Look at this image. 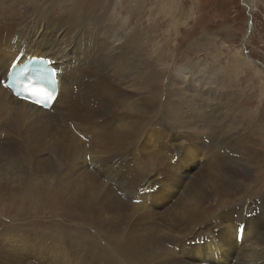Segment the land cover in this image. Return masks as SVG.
<instances>
[{"label":"rangeland","instance_id":"374dc122","mask_svg":"<svg viewBox=\"0 0 264 264\" xmlns=\"http://www.w3.org/2000/svg\"><path fill=\"white\" fill-rule=\"evenodd\" d=\"M13 1L0 0V17H4L6 14L11 19L9 23L0 22V33L4 28H12L16 20H20V10L28 12L26 18L36 19L30 15L42 14L49 9L52 17H71L77 32L86 30L87 33L89 32L88 34L92 32L99 34V28L119 29L126 38V48L132 47L131 49L138 54V57L140 56V60L145 61L143 64L150 73H147V76H151L153 79V86L149 88L148 92L142 93L143 101L149 106L142 118V125H146V127L137 133L135 131L127 133L125 136L129 135L130 143H128V137L125 138L126 141H121L122 138L117 137L122 129L119 124H127V122L129 124L132 121L128 116L129 111L126 110L128 108L126 103L133 100L132 98H136L137 95L131 98L126 97V100L124 98V102H120L115 107L113 112L119 114V117L104 129L106 136L101 144L108 153L110 152L111 157L116 156V158L96 160V157H92L91 161V157L89 160L87 159L89 153L85 157L87 165L90 164L91 171L100 180L111 185L109 180L102 177L107 173V170L108 172L111 170L110 166L119 155L127 154L124 159L129 170L131 169L130 175H136L137 179L144 176L145 179L142 182L156 181L153 186L146 185V189L149 187L150 193L155 184H159L156 189L159 191L158 195L147 199V204L150 205L154 201L162 200L160 190L164 186L160 185L162 179L159 180L158 176L162 174L164 177V172L161 170H165L166 166H158L157 160L158 156H163L164 159L166 157L167 161L165 162L176 168L174 172L176 171L178 174H175L184 176L179 181L180 185L177 187L174 197H167L162 205L156 203V208L163 210L171 203L180 204L181 199L178 195L187 180L198 172L204 175L202 177L204 185L210 187L213 184H219L224 175L223 168L206 164L207 160L204 157L207 156V149L202 150L204 156L199 154L192 163H188L186 160L181 161L182 156L180 155L184 154V149L175 148L178 145V141L175 140L177 129L167 128L165 120L171 108L178 101L195 98V102L208 108V105L200 100L208 103L213 101L205 93L210 91L216 95L219 94L220 103L226 108L228 116L239 117L243 130L247 131L251 137L252 145L260 152V160L254 165L246 164L240 158L233 160L238 169L245 170L248 167L251 172L250 182L246 186L247 188L245 187L244 191L239 194L238 199L251 192V197L256 202L257 197L264 192V0H252V2L254 1L253 8H250L245 0H18L14 3ZM16 24L21 23L17 22ZM1 63L2 60H0V65ZM102 67L104 66L97 70L98 77L103 73ZM91 78L93 81H98L93 76ZM76 91L79 92L80 89L77 88ZM93 102H90V106L93 105ZM198 115H201L198 119L207 118V115L201 114V111L197 117ZM58 126L60 129H70L65 122L58 123ZM53 127L51 146L38 144L40 131L28 130L24 132V140H20L18 144L21 150L14 149L13 151H9L11 147L7 146L11 143L10 139H4L6 127L0 131V179H11L0 181L1 264H34V261L40 264H43V261L45 264L46 261L58 264L56 261L61 260L72 261L70 264H105V261L99 256V250L104 257H109L111 253L113 232L110 227L90 222L80 214H69L62 210L61 201L58 202L61 198L55 195L53 186L63 182V172L61 173L60 169L64 162L63 156L69 155V152H64L60 139L70 138V131L67 133L68 130H59L56 133L54 131L57 125ZM84 128V133L88 132V128L86 130ZM164 130L168 131L172 143L170 145H173L174 148L167 145L166 142L169 140L164 139ZM63 132L67 133L68 137L62 138L60 133L63 134ZM18 133L22 137L19 131ZM150 134H152L151 137H149ZM155 134H160V137L156 138ZM86 136L89 138L88 135ZM134 136L137 140L133 138ZM112 139L114 140L112 141ZM117 139L118 142H116ZM183 139L182 143L186 142L187 146L194 145L189 142L188 138L184 137ZM144 142H148V145L141 148L140 145ZM87 143L88 139L87 141L82 139L81 150H87L85 147ZM110 143L112 145H109ZM113 143L116 144V147ZM198 149L197 152L200 151V148ZM179 150L180 152H178ZM161 152H167V154ZM24 157L28 158L30 162L27 166L22 163ZM132 158L135 162L131 161ZM148 158L149 162H147ZM140 159L143 160L142 163ZM39 161H41L40 164ZM31 162H36L39 165H34ZM201 163L204 164L199 171L197 169ZM141 166L144 170L140 169ZM157 167L159 168L157 169ZM74 168L77 171L85 172L82 161H79ZM104 177L109 179L107 176ZM20 178L23 181L19 182ZM36 181H45L46 184L51 182L52 187L49 190L38 192L34 188ZM142 185L144 184L142 183ZM67 187L76 189L75 181L69 183ZM142 188L145 187L142 186ZM185 190L183 189L182 192L184 193ZM142 192L143 190L139 188L137 194L140 195ZM118 193L119 191H117V195ZM54 196L58 203L52 202ZM211 198L209 202L215 203L216 196ZM171 200L175 201L171 202ZM224 200L221 198L216 202V209L213 213L223 206ZM158 211L161 213V210ZM216 221L218 222V218H212L213 224ZM104 227L106 230L108 229L107 232L103 231ZM158 228H160V220ZM215 228L218 227H214L213 230ZM192 236L189 234L185 245L180 246L181 249L178 250L184 257L186 256L184 252L189 248L205 250L219 243L212 233L203 235L208 237L207 240L200 239V237L193 239ZM104 238L105 241H102ZM78 239H82L85 244L75 241ZM57 242L64 245L66 253L44 247ZM168 244L171 247V244ZM83 245L84 247H82ZM96 245H98V250L92 249ZM186 245L188 246L186 247ZM89 249L92 251H88ZM107 264H113V262Z\"/></svg>","mask_w":264,"mask_h":264},{"label":"bare ground","instance_id":"6f19581e","mask_svg":"<svg viewBox=\"0 0 264 264\" xmlns=\"http://www.w3.org/2000/svg\"><path fill=\"white\" fill-rule=\"evenodd\" d=\"M16 1L18 0H14L13 3ZM245 1L250 8H253L254 1ZM20 11V20H16L12 28H4L0 33V60H2L0 68L5 67L7 69L10 63L13 64L19 53L23 56L48 58L58 69V78L63 90L69 93L65 100L64 110L72 115L76 121V126L82 129L88 126V132L85 133L89 137L85 146L87 150H81L82 139L73 131L66 128L60 129L58 123L65 122L64 120L54 117L41 108L16 100L1 87L0 131L6 127L4 139H10L11 143L7 144L8 147H11L9 151L21 150L18 144L20 140H24V132L28 130L40 131L38 144L47 146H51L50 139L53 136L51 130L54 125H57L54 131L56 133L59 130H68L67 133L70 131V138L60 139L64 152H69V155L63 156L64 166L62 165L60 169V172H63V182L53 186L54 193L61 198L58 202L61 201L60 205L63 211H67L69 214H80L90 222L93 221L111 228L113 245L110 247L109 257H104L99 250V256L105 261V264L108 262H113V264H198V261L202 260H214L220 263L230 257V249L233 251L234 264H259L258 261L264 264V192L257 197L256 202L251 197V192L238 199L239 194L250 182L249 175L251 172L248 167L245 170L238 169L233 161L234 158H240L246 164L254 165L260 160V152L252 145L251 137L247 131L243 130L239 117L228 116L226 108L220 103L219 94L216 95L210 91L205 92L213 101L209 103L200 101L208 105V108H204V105L195 102V98L178 101L171 108L165 120L167 128L177 129L175 140L178 141V145L175 148L184 149V154L180 155L182 156L181 161L186 160L188 163H192L199 154L204 156L202 150L207 149V156L204 157L207 160L206 164L223 168V178L219 179V184L208 187L202 181L204 175L198 172L194 177L190 176L191 178L183 187L186 189L185 192L183 193L182 189L178 195L181 199L180 204L171 203L164 210L156 208V203L162 205L167 197L170 198L172 194L174 196L177 187L180 185L179 181L184 176L176 175L178 174L176 171L174 172L176 168L165 162L167 158L158 156L157 165L166 166L165 170H161L164 172V177L160 183L164 186L160 190L162 200L154 201L148 205L147 199L157 196L159 191L155 190L150 193L149 187L146 189V185L153 186L156 181L142 182L145 179L144 176L137 179L136 175H130L131 169L129 170L124 159L127 154L120 156L119 153L115 152L119 157L110 166L112 167L111 170L109 172L107 170L104 175L111 180V185L100 180L91 171L85 158L88 153L91 157L90 160L92 157H96V160L116 158V156H110V152L108 153L102 147L101 142L106 136L104 129L119 117V114L117 115L113 111L120 102H124V98L126 100V97L131 98L137 95L136 98H132L133 100L126 103L128 107L126 110L129 111V115L126 114L131 117L132 121L129 120V124L128 122L127 124H119L122 129L117 137H121V141H126L125 138L127 139L129 136H125L127 133L134 131L137 133L146 127V125H142V118L149 106L143 101L142 93L148 92L149 88L153 86V79L151 76H147V73H150L143 64L145 61L140 60V56L138 57V54L131 49L132 47L126 48V38L119 29L99 28V34L95 32L88 34L89 32L87 33L86 30L77 32L71 17H52L49 9L42 14L30 15L36 19H28L26 18L28 12ZM8 13L10 14V12ZM0 22L9 23L11 19L5 14L4 17H0ZM17 22L21 24H16ZM101 66H104L102 67L103 73L98 77L97 70ZM92 76L98 81H93ZM77 88L80 89L79 92L76 91ZM92 101H94L93 105L96 103L95 106H90ZM200 111L201 114H206L207 118L202 115L203 118L198 119L201 116L198 115L197 117ZM195 116L197 118H194ZM4 119L5 123L7 122L6 126L5 123L1 122ZM83 122L84 124H82ZM115 126L117 127V125ZM163 126L166 127L165 124ZM111 129L114 130L115 128ZM18 131L22 137L19 136ZM112 131L110 132L114 134ZM67 133L60 134L62 138H65ZM57 136L61 138L60 135L57 134ZM155 137L159 138L160 134H155ZM163 137L166 141L169 140L166 143L170 145L167 130H164ZM184 137L188 138L189 142L194 145L190 147L186 145V142L182 143L181 140ZM133 138L136 139L135 136ZM108 139L111 138L108 137ZM118 139L115 141L118 142ZM129 139L131 138L128 137V143H130ZM149 140L151 141V139ZM115 143H113L114 146ZM248 143L249 145H247ZM147 145L148 142H144L140 147L143 148ZM169 147L174 148L173 145ZM198 148H200V153L197 152ZM116 149L118 150V146ZM161 153L167 154V152ZM132 160L134 161L133 158ZM79 161L83 162L85 172L77 171L74 168ZM96 162H94L95 165H97ZM147 162H149V158ZM22 163L24 166L30 164L26 157L23 158ZM31 163L39 165L36 162ZM203 164H199L197 170L200 171ZM147 168L150 169L148 166ZM140 169L144 170L142 166ZM4 179L11 180L9 178ZM4 179H0V181ZM18 181L21 182L23 179L20 178ZM74 181L76 189L68 188L67 185ZM51 187V182L46 184L45 181H36L34 184V188L38 192L49 190ZM139 188L143 190L140 196L145 198V202L136 203L133 200L139 196L137 194ZM117 191H119L118 195ZM56 196L53 197L52 202L54 203H58ZM212 196H216L215 203L209 202ZM221 198L225 199L223 206L213 213L216 209V202ZM158 210H161V213ZM214 217L218 218V222L213 224L212 218ZM159 220L160 228H158ZM201 226L206 227L200 228ZM216 226L219 229L216 230L218 233L215 234L216 231L213 228ZM106 227L103 228V231L106 230ZM210 233L216 236L219 243L205 250L189 248L184 252L185 257L181 255L180 251H176L168 244L177 243L183 247L189 239V234L193 235V239L200 237V239L207 240L208 237L203 235ZM238 234L241 235L242 239L240 246L235 241ZM75 241L85 244L82 239ZM44 247L53 248L56 252H65L64 245L59 242ZM92 249L98 250V245ZM92 249L88 251H92ZM43 262L45 263V261ZM56 262L58 264H70L72 261L61 260ZM46 264H51V261H46Z\"/></svg>","mask_w":264,"mask_h":264},{"label":"snow or ice","instance_id":"6c2138e0","mask_svg":"<svg viewBox=\"0 0 264 264\" xmlns=\"http://www.w3.org/2000/svg\"><path fill=\"white\" fill-rule=\"evenodd\" d=\"M37 83L40 84V86L32 88V90L28 92L26 95L29 97H37L36 99H33L32 102L36 104H41L42 102L40 99H38V97L41 95L50 96V93H48L47 89L43 87L39 77H37ZM43 102L46 103L47 100Z\"/></svg>","mask_w":264,"mask_h":264}]
</instances>
